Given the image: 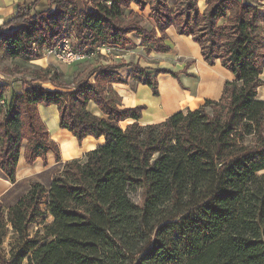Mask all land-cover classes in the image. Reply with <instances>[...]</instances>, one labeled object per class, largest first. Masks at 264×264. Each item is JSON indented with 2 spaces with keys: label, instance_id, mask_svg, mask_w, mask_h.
Wrapping results in <instances>:
<instances>
[{
  "label": "trees",
  "instance_id": "obj_1",
  "mask_svg": "<svg viewBox=\"0 0 264 264\" xmlns=\"http://www.w3.org/2000/svg\"><path fill=\"white\" fill-rule=\"evenodd\" d=\"M66 1L45 0V9L28 12L17 5L0 27L4 56L30 61L35 45L50 50L72 36L80 53L126 51L135 48L130 34L147 53L163 54L173 27L233 80L218 101L145 126L144 107L121 108L111 88L132 78L157 96L155 75L138 64L98 66L71 83L51 68L36 70L8 98L0 82V171L10 183L21 153L27 165L46 164L47 153L60 161L39 106H55L57 126L79 144L103 139L83 161L66 162L48 189L33 183L14 205H0V264H264V102L257 98L264 0H176L174 10L168 0H87L81 11ZM132 4L149 9L154 29H143L138 14L126 15ZM68 30L72 36L59 38ZM126 68L133 73L123 78ZM45 214L51 222L30 234Z\"/></svg>",
  "mask_w": 264,
  "mask_h": 264
},
{
  "label": "crops",
  "instance_id": "obj_2",
  "mask_svg": "<svg viewBox=\"0 0 264 264\" xmlns=\"http://www.w3.org/2000/svg\"><path fill=\"white\" fill-rule=\"evenodd\" d=\"M176 0H168V5L174 10ZM45 0H0V27L6 19L10 18L15 8L19 4H25L27 9L40 11L45 9ZM76 5V0H73ZM203 4V1L200 4ZM42 4L40 10L37 8ZM77 6V5H76ZM78 8V7H77ZM81 11V8H78ZM138 12L136 7H131L126 15ZM168 37L166 44L169 51L166 53H155L145 51L141 45V38L130 35V39L135 48L119 51L115 49H105L99 46L93 55L104 56L97 66L117 64L121 61L130 64H138L148 72L155 75L158 95H152L151 90L134 79H129L127 84H113L112 91L120 98L121 108L128 109L137 106L144 107L140 125L157 124L166 118L178 113H186L188 110H195L204 101H218L221 97L224 84L233 80V76L225 70L219 61L214 65L205 63L201 56L199 46L187 36L178 35L173 27L166 30ZM92 54L90 56H93ZM46 59V65L51 64ZM53 65V64H51ZM43 66L42 68H45ZM158 70H166L176 74V78L170 74H155ZM60 74V71H56ZM126 71L120 74L127 76ZM78 75L75 74L73 78ZM64 77L65 74H63ZM263 85L258 89L257 98L264 102V69L261 74ZM2 79V77H0ZM17 84L11 85L4 93L8 98L12 93L21 92ZM47 89H53L50 84H42ZM48 85V86H46ZM40 117L44 122L50 139L54 141L60 152V161L56 162L52 153H47L46 164L41 159H37L33 164L27 165L22 153L15 173V183H10L6 176L0 171V205L6 210L14 205L23 195H25L30 185L38 183L48 189L54 175L60 173L66 162L83 161L85 155L103 144V139L95 140L86 138L79 144L77 140L65 130H61L58 125V114L55 106L38 107ZM88 110L92 114L99 116L100 113L92 103L88 105Z\"/></svg>",
  "mask_w": 264,
  "mask_h": 264
},
{
  "label": "rangeland",
  "instance_id": "obj_3",
  "mask_svg": "<svg viewBox=\"0 0 264 264\" xmlns=\"http://www.w3.org/2000/svg\"><path fill=\"white\" fill-rule=\"evenodd\" d=\"M86 1L87 0H76L77 7L81 8V10H83L84 9V2H86ZM66 2L68 5H74L73 0H67ZM44 3L45 2H43V4ZM175 3H176V1H175ZM132 6L136 7L138 10V12H136L135 14H138L139 16L142 17V21L139 23V25L147 31L154 29L155 25H154L153 21L149 18V15H150L149 9L145 8L144 11H139L137 6L132 4L130 6V8ZM42 7H44V6L42 4H40V6L37 8V10H40ZM174 7H175V5H174ZM199 7L202 10L204 8V5L201 3L199 5ZM29 10H31V9H27L26 7L24 8V12H28ZM171 10H173V9H171ZM31 14H33V11ZM67 14H68L67 11H64L62 13L63 16H67ZM27 18L29 19L30 17H26V19H24V21H26ZM19 20H21V19L19 18ZM70 22H72V19H71V21H69V23ZM64 26H67L66 22H63V20H61L60 25H59L57 30H59L60 32L64 31L63 30ZM64 35H66V37H67V35L72 36L71 31L68 30L67 34L62 33L59 38H61V36H64ZM130 35H135V34H130ZM130 35H128L129 39H130V37H129ZM135 36H137V35H135ZM159 37H160V34L157 33V38H159ZM71 43L74 45L76 44L73 36L71 38ZM33 51L35 52L36 57L31 59L30 61H24V60H19V59L11 60V58L9 59V58L5 57L3 52L0 51V77H2V79L0 78V82L3 83V85H5L4 93L8 90L7 88L11 87V85H14L15 83L17 84L16 89H18L19 87L23 88L26 84L27 85L30 84V80L32 79L33 72H35L36 70H45L47 68H51V70H54V71H60V74H61L60 80H62L65 83H71V80L73 78L72 76H74L75 74H80V80H81L84 77H86L87 74L92 69L98 67L97 65L100 64V60L102 58H104V56H101L100 54H97V55L95 54L93 56H90V54H89L86 57V59H84L83 61L69 66V65L62 64V63L56 61L53 57L46 56V54H45L46 50H44L43 48L39 49L38 46H36V45L34 46ZM47 58H48V62H52L51 64H53V65H51V64L46 65V59ZM43 66H46V67L42 68ZM123 71L127 72L126 75L133 73V70L131 68L122 69L120 71V73ZM63 74H65V76H67V77H64ZM121 76L123 77V75H121ZM45 84H48V83H45ZM46 86H48V85H46ZM132 199L134 202L140 204L139 196L133 194ZM50 222H51V217L48 214H45L41 220H39L36 224H33L30 227V234H33L36 230H42V228L44 226L48 225ZM9 237H10V235L8 237H6V240L4 241L3 250L8 249V243L10 241Z\"/></svg>",
  "mask_w": 264,
  "mask_h": 264
},
{
  "label": "built area",
  "instance_id": "obj_4",
  "mask_svg": "<svg viewBox=\"0 0 264 264\" xmlns=\"http://www.w3.org/2000/svg\"><path fill=\"white\" fill-rule=\"evenodd\" d=\"M105 49L109 50L110 48ZM45 54L46 56L53 57L56 61L69 66L83 61L89 55L73 50L72 43L69 39L61 40L55 48L46 50Z\"/></svg>",
  "mask_w": 264,
  "mask_h": 264
}]
</instances>
